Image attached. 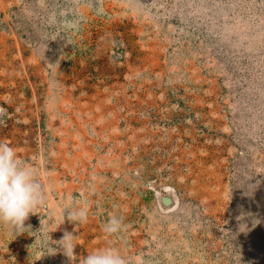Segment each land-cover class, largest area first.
Returning <instances> with one entry per match:
<instances>
[{
  "label": "rangeland",
  "instance_id": "obj_1",
  "mask_svg": "<svg viewBox=\"0 0 264 264\" xmlns=\"http://www.w3.org/2000/svg\"><path fill=\"white\" fill-rule=\"evenodd\" d=\"M0 141L47 197L25 225L76 236L0 224V264H264V0H0Z\"/></svg>",
  "mask_w": 264,
  "mask_h": 264
},
{
  "label": "clouds",
  "instance_id": "obj_2",
  "mask_svg": "<svg viewBox=\"0 0 264 264\" xmlns=\"http://www.w3.org/2000/svg\"><path fill=\"white\" fill-rule=\"evenodd\" d=\"M68 205L61 213L62 221L85 223L88 218L86 202L78 196H68ZM47 206L44 187L38 179V170L27 165L17 157L15 150L8 143L0 141V224L7 225L13 236L24 234L25 231L34 237L29 248L35 247L45 255H55L58 251L74 262L76 239L72 233L64 232L59 240H53L48 223L41 218L40 227L33 231L31 225H25L30 215H37L39 208ZM103 231L109 236H118L126 230L127 225L122 218L111 216L102 225ZM58 229V228H57ZM41 257V258H42ZM15 261V258H12ZM80 264H129L115 247H104L92 251Z\"/></svg>",
  "mask_w": 264,
  "mask_h": 264
},
{
  "label": "water",
  "instance_id": "obj_3",
  "mask_svg": "<svg viewBox=\"0 0 264 264\" xmlns=\"http://www.w3.org/2000/svg\"><path fill=\"white\" fill-rule=\"evenodd\" d=\"M165 203H167V202H165Z\"/></svg>",
  "mask_w": 264,
  "mask_h": 264
}]
</instances>
